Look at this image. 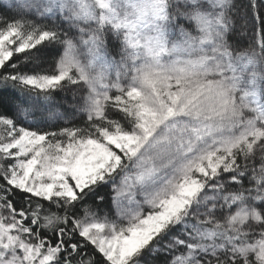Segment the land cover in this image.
I'll return each mask as SVG.
<instances>
[{
    "label": "snow or ice",
    "instance_id": "obj_1",
    "mask_svg": "<svg viewBox=\"0 0 264 264\" xmlns=\"http://www.w3.org/2000/svg\"><path fill=\"white\" fill-rule=\"evenodd\" d=\"M27 7L0 17V264H264L257 0Z\"/></svg>",
    "mask_w": 264,
    "mask_h": 264
},
{
    "label": "trees",
    "instance_id": "obj_2",
    "mask_svg": "<svg viewBox=\"0 0 264 264\" xmlns=\"http://www.w3.org/2000/svg\"><path fill=\"white\" fill-rule=\"evenodd\" d=\"M237 2L239 3H244L246 4L248 2V0H237ZM27 3L28 1H26V3H15V4H7V3H2L0 1V17L2 16H13V15H24V16H28L30 17L32 15V13L30 12L29 8L27 7ZM257 4L258 5H261L260 7V11L262 14H264V0H257ZM242 48L243 47H247V39H245L242 43ZM110 53H111V50H110ZM112 55H115V53H111ZM117 59H119V57L117 56ZM114 75V73H113ZM2 87V86H0ZM62 95V94H61ZM0 114H7L3 111H0ZM55 129H48V131H54ZM257 160H258V157H257ZM245 187H248V184L245 183ZM109 191V195H108V204L107 206H104L102 211H101V214H104V212H109L110 211V215L112 218H114V215H115V209L114 207L111 205V191L110 189L108 190ZM12 199H14L15 201L19 202L20 201V196L19 195H14L12 197ZM91 203V202H89ZM93 210L95 211V207L93 206ZM161 260L164 258L163 255H161L159 257Z\"/></svg>",
    "mask_w": 264,
    "mask_h": 264
},
{
    "label": "rangeland",
    "instance_id": "obj_3",
    "mask_svg": "<svg viewBox=\"0 0 264 264\" xmlns=\"http://www.w3.org/2000/svg\"><path fill=\"white\" fill-rule=\"evenodd\" d=\"M0 1L2 3H7V4H12L13 3V4H15V3H26V1H28V0H0ZM114 211H115V215H114V218H115V216H116V209ZM101 215H103V214H101Z\"/></svg>",
    "mask_w": 264,
    "mask_h": 264
}]
</instances>
